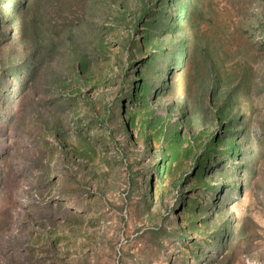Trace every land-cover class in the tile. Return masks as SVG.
I'll use <instances>...</instances> for the list:
<instances>
[{"label": "rangeland", "instance_id": "obj_1", "mask_svg": "<svg viewBox=\"0 0 264 264\" xmlns=\"http://www.w3.org/2000/svg\"><path fill=\"white\" fill-rule=\"evenodd\" d=\"M0 264H264V0H0Z\"/></svg>", "mask_w": 264, "mask_h": 264}]
</instances>
